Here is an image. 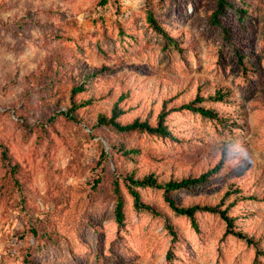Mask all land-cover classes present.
I'll list each match as a JSON object with an SVG mask.
<instances>
[{"label": "rangeland", "instance_id": "1", "mask_svg": "<svg viewBox=\"0 0 264 264\" xmlns=\"http://www.w3.org/2000/svg\"><path fill=\"white\" fill-rule=\"evenodd\" d=\"M232 1L215 24L218 0H0V264H264V0ZM217 166L169 195L253 245L162 188L135 207L131 175Z\"/></svg>", "mask_w": 264, "mask_h": 264}, {"label": "trees", "instance_id": "2", "mask_svg": "<svg viewBox=\"0 0 264 264\" xmlns=\"http://www.w3.org/2000/svg\"><path fill=\"white\" fill-rule=\"evenodd\" d=\"M104 3H106V1H104ZM232 6H234V2L232 0H218V7H217V10L215 11L214 17H213L215 24H221V22L219 21V16L222 15L223 13H225L227 11V9L231 8ZM242 12L243 11L240 10V13H242ZM150 19L153 22H155L154 18H153V14H150ZM155 24H156V26H155L156 30L158 32L165 33V29L161 25H158L157 23H155ZM78 88L79 89H74V91L75 92L83 91L84 86L82 85ZM220 100H221V98H220ZM183 108L197 112V113H199L202 116L207 117V118L214 119V118L218 117L217 114L214 113V111H212L211 109L205 108L204 106L196 107L193 104H188V105L184 106ZM121 113H122L121 110H118V108H115L114 113L110 119H108V117L103 116V117H101L100 122L111 124L121 132L140 130V131H146V132L151 133V134H158L161 136H167L170 134V130H168V128L164 125V119L167 115V113L164 111L159 116V123H158L157 127L152 126L148 122H141L138 119L135 120L131 124L122 125L120 122L117 121L118 116ZM219 168L220 167L217 166L213 170H211L209 173H207L205 175H201L198 178H183L180 180H172V181L167 182L165 184L159 183L158 179L154 175H149V176L144 177L143 179H138V180H135L134 176L131 175L129 177L130 182H131L130 190H131V194L133 195L134 200H135V207L137 209H146L149 211H153L151 206L142 202L141 195H140V193L136 187L162 188V189H165L166 200L170 204L171 208L176 213H178L179 215L187 216L192 221L195 229L199 230L198 223L196 222L197 211H208V212H213V213H220L223 220H225V222L227 223V233L233 234V235H235L241 239H245L249 244L253 245L255 243L254 239L249 238L246 235H244L242 232H237L233 229L234 221L231 217L228 216L226 210H220L218 207H209V206H200V205H195V206L187 207V208L181 207L176 203L175 199L169 195L173 191L181 190V189H187V188H189L195 184L206 182V180H208L209 174L217 172L219 170ZM99 182H97V184H99ZM116 192L119 196V200L116 204L115 217H116V221L118 224H123L124 219H125V213L123 210L124 200L122 199V195H121L118 187L116 188ZM169 229L171 232L175 233L173 227H169Z\"/></svg>", "mask_w": 264, "mask_h": 264}]
</instances>
